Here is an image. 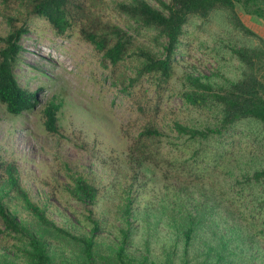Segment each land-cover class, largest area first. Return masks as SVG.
<instances>
[{"label": "rangeland", "instance_id": "374dc122", "mask_svg": "<svg viewBox=\"0 0 264 264\" xmlns=\"http://www.w3.org/2000/svg\"><path fill=\"white\" fill-rule=\"evenodd\" d=\"M128 1H90L104 21L133 36L131 50L114 68L103 67L101 55L81 39L79 23L67 37L58 38L45 20L23 13L27 33L20 40L14 73L22 88L36 93L35 105L19 116L0 105V157L16 166L22 188L57 225L87 233L93 212L100 228L96 264H117L116 238L127 226L124 210L129 205L127 252L134 260L148 254L159 264H165L167 256L173 264H181L184 257L188 264H264V183L242 186L238 179V174L250 177L264 169V123L243 120L222 138L198 143L174 140L171 132L169 136L173 120L201 130L217 126V111L182 103L185 73L207 76L220 89L226 79L256 78L264 86V19L247 14L239 4L233 11L218 8L204 19L189 16L171 57L173 75L158 98L147 77L131 82L141 64L138 49L156 58L164 54L154 30L139 28L119 13L117 5ZM13 13H18L17 7ZM7 32L0 16V36ZM235 50H246L243 61ZM50 102L61 103L56 133L44 126L42 112ZM143 103L148 105L146 115L137 110ZM146 124L165 134L155 144L163 153H171V139L179 143L181 153L174 149L175 156L188 158L201 150L193 172L169 179L173 182L168 198L163 197L160 170L144 164L135 179L127 162L132 138ZM76 177L99 188L95 204L69 193ZM10 198L7 206L21 228L8 236L0 220V264H29L25 251L31 235L48 241L53 264H81L77 245L41 228L19 200ZM179 209L203 213V223L187 246L180 233ZM185 248L188 253L182 256Z\"/></svg>", "mask_w": 264, "mask_h": 264}, {"label": "trees", "instance_id": "16d2710c", "mask_svg": "<svg viewBox=\"0 0 264 264\" xmlns=\"http://www.w3.org/2000/svg\"><path fill=\"white\" fill-rule=\"evenodd\" d=\"M91 0H0V16L7 24L8 32L4 37L0 36V105L12 116H19L23 112L31 110L35 105L36 93H31L22 88L16 78L14 69L19 54L22 51L20 40L27 33L26 22L23 21V13L27 16L45 20L55 37L65 38L72 28L79 23V35L81 39L90 44L95 52L101 55L102 65L105 68L115 67L124 60L133 45V36L128 30L120 28L117 24L104 21L100 10L90 4ZM156 6L147 0H130L117 5V10L128 21H132L139 28L154 30L156 40H162L161 49L163 58H156L148 51L136 52L140 59V67L136 71L137 77L131 82L142 77L151 80V91L155 88L156 96L160 95V88L166 85L173 75L171 57L176 52L183 27L189 16L206 18L209 13L226 8L234 10L237 4L242 5L247 14L264 19V0H153ZM88 4V5H87ZM17 7L18 13L13 10ZM246 33H253L244 28ZM237 58L243 61L247 55L246 50H235ZM183 89L179 93L182 103L194 109H208L217 111V126L204 129L189 126L178 120H173L169 127L172 139L192 141L198 143L211 138H222L228 130L243 120H254L264 123V86L258 79H243L239 81L225 80V88H216L207 76L185 73L183 75ZM155 86L154 88H152ZM158 97V96H157ZM159 98V97H158ZM61 103L50 102L43 109L44 126L47 132L56 133L58 120L57 113ZM137 110L146 115L148 105L140 104ZM165 136L160 129L151 124H146L132 138L128 148L127 162L136 179L142 165H150L162 173L164 180L163 197H170L169 189L172 186L170 178L177 174H189L194 171L195 163L199 159L201 150H194L188 158L183 154L174 155V149L179 152V143L168 140L171 153L162 152L161 138ZM171 141V142H170ZM167 143V144H168ZM182 151V150H181ZM169 153V154H168ZM181 153V152H179ZM204 153V152H202ZM143 174V172H142ZM241 185L264 183V169L255 171L250 177L238 174ZM246 180V181H242ZM69 193L76 199L88 204H95L100 197V190L85 178L73 179ZM137 193L139 190H136ZM140 193V192H139ZM141 195V194H140ZM19 200L27 214L43 229L68 239L80 249L81 264H96L95 247L97 237L100 235L99 221L88 215L89 223L87 233H75L57 225L51 220L46 211L35 204L29 193L20 184L17 168L13 163L5 162L0 157V220L3 222L7 235L19 233L21 225L16 220V214L9 209L6 200ZM126 228L120 229V238H116L115 257L117 264H159L152 260L148 254L140 255L134 260L128 255V238L130 233L131 216L130 205L125 208ZM181 218L180 233L183 236L184 245L195 237L196 227L203 223V213L197 209L195 212L188 209H179ZM264 227V216H262ZM18 239V237H16ZM187 248L183 255H187ZM25 257L29 264H53L49 253V244L45 238L31 235L28 237ZM167 256L165 264H173ZM10 264V262H7ZM181 264H188L187 260Z\"/></svg>", "mask_w": 264, "mask_h": 264}]
</instances>
